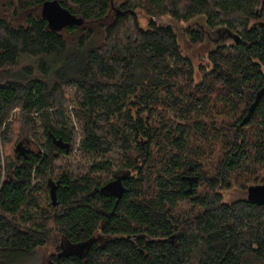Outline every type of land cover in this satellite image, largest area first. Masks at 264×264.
<instances>
[{"label": "trees", "instance_id": "trees-1", "mask_svg": "<svg viewBox=\"0 0 264 264\" xmlns=\"http://www.w3.org/2000/svg\"><path fill=\"white\" fill-rule=\"evenodd\" d=\"M47 1L82 26L50 31ZM0 11V264H33L48 243L46 264L264 261V207L223 196L264 185V0H0ZM166 16L204 17L233 39L209 53L201 82L175 30L155 21ZM63 86L75 87L79 149L99 159L55 180L75 142ZM115 157L130 172L121 198L101 191Z\"/></svg>", "mask_w": 264, "mask_h": 264}, {"label": "rangeland", "instance_id": "rangeland-1", "mask_svg": "<svg viewBox=\"0 0 264 264\" xmlns=\"http://www.w3.org/2000/svg\"><path fill=\"white\" fill-rule=\"evenodd\" d=\"M4 12L0 11V18L3 17ZM5 16V15H4ZM137 16L140 22V25L144 29L149 28V17L142 10L137 11ZM157 24L162 26H171L178 35V40L181 46L182 53L184 56L189 58L194 66H195V81L196 83L201 82L204 77V73L207 70L211 69V63L209 61V53L216 50L218 47L223 46L225 44L233 43L232 38H223L216 30H212L208 27L206 19L204 17H198L191 22H178L173 18L166 16L160 19H155ZM197 31L200 32L203 36V41L200 43H193L188 35L189 31ZM99 39V38H97ZM34 64L33 59H25L21 61L20 69L24 67L30 66ZM2 76V75H1ZM63 90L67 95L68 99L71 101L69 104L65 106V110L67 116L69 118L68 123L69 127L74 130L75 142L73 143V151L67 156H61L57 159L54 165V174L53 179H57L60 174L67 173L70 176H83L89 172V168L91 163L95 159H99L94 157L93 155L83 154L80 149V141H81V128L78 123L77 117L74 113L75 103L73 94L75 87L74 86H63ZM14 115L18 117L19 111L15 110ZM4 130L0 128V136L3 134ZM32 149L36 151L37 146L32 145ZM0 152H1V162L3 170L5 169L4 162V150L3 144L0 142ZM115 166L113 170H116L120 167V159H114ZM111 173V172H110ZM3 178H5V173L3 174ZM101 178L103 181L108 180L110 178L107 174H101ZM224 203L232 204L234 202L240 200H247L248 193L247 191H242L239 189H233L231 191L223 193ZM41 198L46 199L47 204L50 203L49 193H43L40 195ZM48 198V200H47ZM58 244H60L58 242ZM56 250V245L52 243H48L46 247L37 251V253L32 258L33 264H46L49 256L54 253ZM244 264H264V261L253 260L250 259L246 261Z\"/></svg>", "mask_w": 264, "mask_h": 264}, {"label": "water", "instance_id": "water-1", "mask_svg": "<svg viewBox=\"0 0 264 264\" xmlns=\"http://www.w3.org/2000/svg\"><path fill=\"white\" fill-rule=\"evenodd\" d=\"M41 16L48 23V28L50 31L62 32L68 27H80L83 24V19L72 14L69 10L65 9L58 1H47L43 4L41 8ZM61 145L60 141L57 142ZM65 147V145H61ZM68 151V150H67ZM130 173H128L125 178H128ZM122 178H118L117 181L109 183L101 188L102 192L111 193L113 195H118L121 198L123 193V185L121 182ZM195 181V179L191 180ZM192 192V188L188 190ZM52 199L55 200L54 188L51 190ZM247 201L251 205L264 207V185L252 186L248 190ZM145 235H137L134 238H144ZM173 236L172 239H174Z\"/></svg>", "mask_w": 264, "mask_h": 264}, {"label": "flooded vegetation", "instance_id": "flooded-vegetation-1", "mask_svg": "<svg viewBox=\"0 0 264 264\" xmlns=\"http://www.w3.org/2000/svg\"><path fill=\"white\" fill-rule=\"evenodd\" d=\"M128 173H130V172L125 171V170H122V169H116V170L113 172V177H111L108 181H106V185L109 184V183H112V182L117 181L118 178H122L121 182L123 183V181H124L125 179H127V178H125V176H126ZM128 178H129V177H128ZM188 183H191V182L188 181ZM109 194H111V193H109ZM111 195H113V194H111ZM114 196H118V195H114ZM138 239H139V238H134V237H133V238H130L129 243H130L132 246L136 247L137 250H138L139 252H142V253H143L142 247L144 246V244H142V243H138ZM90 243H91V242H90ZM140 244H142V247L140 246ZM91 245H92V244H89L88 247H86V248H90V249H91ZM48 264H50V263H48Z\"/></svg>", "mask_w": 264, "mask_h": 264}]
</instances>
